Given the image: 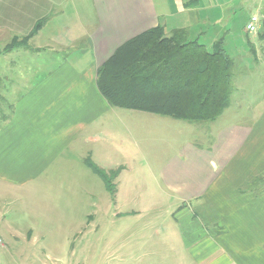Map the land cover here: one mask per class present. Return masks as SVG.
<instances>
[{"label": "crops", "instance_id": "1", "mask_svg": "<svg viewBox=\"0 0 264 264\" xmlns=\"http://www.w3.org/2000/svg\"><path fill=\"white\" fill-rule=\"evenodd\" d=\"M240 2L0 0V38L7 44L45 21L28 47L7 52L13 70L9 118L0 123V186L41 184L74 150L87 155L85 163L119 169L118 194L132 168L107 132L117 107L99 90L98 69L125 42L159 25L167 35L186 29L190 40L204 44ZM263 6L250 2L261 18L256 33L264 27ZM253 86L235 84L224 110L236 114L231 123L212 130L223 112L205 145L189 144L161 168L163 191L182 203L177 224L166 227L184 254L180 264H264V87ZM254 88L260 95L250 100Z\"/></svg>", "mask_w": 264, "mask_h": 264}, {"label": "rangeland", "instance_id": "2", "mask_svg": "<svg viewBox=\"0 0 264 264\" xmlns=\"http://www.w3.org/2000/svg\"><path fill=\"white\" fill-rule=\"evenodd\" d=\"M250 2L242 0L236 11H227L224 22L201 40L208 50L224 40L234 61L232 87H264V27L260 33H246L255 11ZM6 44L7 39L0 38V50ZM8 60L7 52H0V118L9 110L7 77L13 69ZM250 94V100L260 95L255 88ZM224 113L212 130L236 116ZM115 114L118 118L108 122L107 132L132 168L121 177L118 194L86 165L87 155L74 150L41 184L0 186V264H180L184 254L166 227L177 224L182 203L163 191L161 168L189 144L205 145L213 123L124 108H114L109 116ZM104 166L106 171L117 170Z\"/></svg>", "mask_w": 264, "mask_h": 264}, {"label": "trees", "instance_id": "3", "mask_svg": "<svg viewBox=\"0 0 264 264\" xmlns=\"http://www.w3.org/2000/svg\"><path fill=\"white\" fill-rule=\"evenodd\" d=\"M44 22L39 20L28 35L14 37L0 52L28 47ZM233 66L222 38L208 50L190 40L186 29L167 35L159 25L121 45L98 69L97 83L113 107L206 122L218 118L229 106ZM1 89L0 78V102ZM8 118L4 114L0 123ZM86 164L110 192L116 191L119 169L106 171L91 159Z\"/></svg>", "mask_w": 264, "mask_h": 264}, {"label": "built area", "instance_id": "4", "mask_svg": "<svg viewBox=\"0 0 264 264\" xmlns=\"http://www.w3.org/2000/svg\"><path fill=\"white\" fill-rule=\"evenodd\" d=\"M264 2V0H262ZM261 24V18L258 13H254L250 16L246 23V30L250 34L257 32L259 25Z\"/></svg>", "mask_w": 264, "mask_h": 264}]
</instances>
